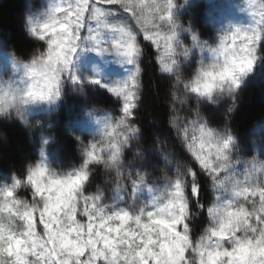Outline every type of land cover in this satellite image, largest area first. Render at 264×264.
I'll use <instances>...</instances> for the list:
<instances>
[{"label": "snow or ice", "instance_id": "1", "mask_svg": "<svg viewBox=\"0 0 264 264\" xmlns=\"http://www.w3.org/2000/svg\"><path fill=\"white\" fill-rule=\"evenodd\" d=\"M196 8V0H51L40 17L27 13L23 23L39 54L31 52L24 60L0 46V54L9 57L22 78L19 86L14 80L0 81V111L15 107L20 92L55 107L71 95L82 105V120L67 127L78 164L60 174L50 173L51 160L43 147L48 140L43 139L37 156L0 171V218L9 216L22 225L17 229L0 219V264H193L205 244L216 245L208 249L217 257L216 264H264L260 255L264 164L255 158L234 168L227 163L233 150L244 158L249 149L264 157V121L253 125L246 137L232 124L242 85L264 63V0H252L248 8L243 7L251 16L250 24H228L219 30V54L228 57V78L239 87L234 100L220 104L222 120L207 118L205 122L200 114L207 117V105H203L200 111L189 112L179 129L173 124L166 126V135L153 134L145 149L139 109L146 47L155 48L162 74L169 73L177 59L188 72L185 61L197 49L206 59V39L193 22ZM181 45L186 47L178 56ZM110 66H119L122 75H109ZM96 89H103L110 100L103 118L91 106L99 103L90 95ZM16 116L27 123L26 112L17 109ZM151 123L161 124L159 120ZM93 124L100 139L90 128ZM135 125L140 126L139 132ZM129 142L145 151L133 156L131 148L125 147ZM161 142L166 145L164 151L155 147ZM108 153L115 163L123 155L124 186L101 196L98 190L89 191L96 177H90L88 170L98 169ZM219 161L225 163L217 167ZM161 165L185 169L179 187L188 195L190 219L179 212L171 219L156 214V194L161 188L168 192L169 205H182L175 199L173 181L167 176L163 183L159 179ZM145 171L147 180L140 174ZM42 176H48L46 184L40 181ZM192 185L196 186L194 196ZM26 187L32 191L29 199L39 200V205L28 201L22 205L17 199L21 193L27 196ZM145 192L148 200L137 207ZM105 199L113 201L110 207L97 203ZM218 211L225 214L226 226L205 230L208 217ZM161 218L167 222L168 240L157 242L145 225Z\"/></svg>", "mask_w": 264, "mask_h": 264}, {"label": "trees", "instance_id": "2", "mask_svg": "<svg viewBox=\"0 0 264 264\" xmlns=\"http://www.w3.org/2000/svg\"><path fill=\"white\" fill-rule=\"evenodd\" d=\"M194 23L202 34V39L214 40L215 32L205 21L206 6L203 2H196ZM24 2L23 0H0V46L4 50L14 51L18 58L27 60L37 45L27 36L23 29ZM186 17H183L185 19ZM182 19V20H183ZM154 49L146 47L142 60V100L139 109L140 120L145 130V148L152 141L153 134L166 135L165 120L169 79L159 72L155 62ZM99 103L93 104L99 108L109 110L110 100L105 93L93 96ZM237 109L232 124L242 137H246L249 129L264 119V63H261L251 78L240 89ZM67 103L59 107L55 113L46 117V122L40 133L52 137L49 159L51 167L60 171L67 170L71 165L78 164V153L73 138L68 134L69 116ZM206 114L214 121H219L220 112L208 108ZM159 120L157 127L151 121ZM173 139H174V134ZM40 137L22 126L18 121L0 119V171H8L11 167H18L25 158L38 155ZM100 177H96L98 182ZM203 183V180H202ZM207 197V192L205 193Z\"/></svg>", "mask_w": 264, "mask_h": 264}, {"label": "clouds", "instance_id": "3", "mask_svg": "<svg viewBox=\"0 0 264 264\" xmlns=\"http://www.w3.org/2000/svg\"><path fill=\"white\" fill-rule=\"evenodd\" d=\"M207 45L205 51L208 56L211 58L205 61L203 57V53L197 49V61L195 67L191 68L190 73L185 72L184 65L179 62L177 59L176 64L173 65L172 70L167 73L169 77V88L167 93V98L164 103L167 106V118L165 120V124L167 127L172 128L173 124H175L176 129H179L180 126L184 123V120L188 118L189 112H198L201 110L203 105H211L213 107H219L220 104L226 99H235L234 94H238L239 87L237 84L233 83L229 77V61L226 55L219 54V40L216 44H209L208 41H204ZM184 45H181V49L177 50L178 56L181 53V50ZM212 49H217V52H213ZM39 49H33L32 53L39 54ZM30 53V55L32 54ZM177 65L178 68H177ZM242 83V81L240 82ZM0 91H3L0 88ZM48 101L43 99H36L31 96H26L23 92H20L15 98V107L9 108L6 111H0V119H4L6 121H11L12 119H19L16 116L17 109L26 112L28 106L47 104ZM238 106V105H236ZM204 121H207V117L203 115L202 111L200 112ZM234 115V111L232 113ZM152 122V121H151ZM21 123L28 128H36L41 127L42 122L36 121L33 123L27 117V123L25 124L23 121ZM137 132L140 131V126L135 125ZM174 136H176L175 130L173 131ZM43 139H47L48 143L44 144L43 147L46 151L47 145L51 142L50 138L44 137ZM42 139V140H43ZM179 139V137H177ZM127 148H131L133 156H138L141 151H145L144 148L132 147V144L129 142L125 145ZM156 149L160 151H164L166 149V145L161 142L155 145ZM258 160L261 164H264V157H260L258 154L254 153L253 155L244 158L239 155L235 150L230 154V160L228 163L229 167H236L241 163L250 162L253 159ZM123 155L121 154L119 163H115L111 160V154L108 153L104 157V163L100 164L99 168H91L88 170V175L90 177H100L98 182L94 181L88 185L89 191L91 193H96L97 190L101 194V196L110 195L115 193L117 188H123L124 186V173L120 168V164H123ZM220 163H225L224 161L217 162V167H219ZM108 165V166H106ZM185 169L178 168L176 165H172L170 170L168 168H164L161 165V170L158 173V177L161 182H164V177H169L170 180L176 185V193L175 199H179L182 201V205L180 208H177L175 203L169 205V195L167 190L161 188L160 192H157V196L159 197V203L157 206V215L160 217H167L171 219V217L177 212L183 215L186 218H191L189 216L188 210V195L186 192L182 191L179 187L180 177ZM49 172L52 174H60L56 169L50 168ZM141 175L145 176V180H147V172H141ZM40 181L42 183L48 182V176L40 177ZM147 188H153L152 184H147ZM209 190H211V184L208 185ZM191 193L194 196L196 194V186H191ZM27 192V196L21 193L17 199L22 202L28 201L34 205H39V200H30L29 198L32 196V191H30L27 187L25 190ZM97 203L101 207H110L113 203L111 200H102L97 201ZM144 202L142 201L140 205L137 207H143ZM3 223L11 224L14 228H21L22 225L18 219L4 216L2 218ZM226 216L223 211H218L215 216H209V223L204 225V229L207 230L209 228H222L226 226ZM135 223V221H133ZM65 226H67V222H65ZM145 231L151 233L152 237L156 238L157 242L160 240H168V226L165 219L161 218L158 220H153L151 225H145ZM246 236V233H245ZM222 246V245H221ZM161 248L166 247V245L161 244ZM205 251L200 252L198 256H196L193 260V264H216L217 257L212 255V251L208 250L211 247L212 250L215 249L216 245L209 246L205 244ZM261 256H264V249L261 250Z\"/></svg>", "mask_w": 264, "mask_h": 264}, {"label": "rangeland", "instance_id": "4", "mask_svg": "<svg viewBox=\"0 0 264 264\" xmlns=\"http://www.w3.org/2000/svg\"><path fill=\"white\" fill-rule=\"evenodd\" d=\"M23 2H24V18H23V23H24L25 16L27 13H31L32 15L36 17H40L44 13V11L47 9L48 5L51 3V0H23ZM196 2H203L205 4L206 6L205 21L213 28L215 32L214 39L216 41H218L219 30L226 27L228 24L248 25L251 22V16L249 15L247 11L243 10V7L248 8L252 0H196ZM256 2L258 3L259 0H256ZM183 17L184 16H182V19ZM212 42L213 41H211L210 43ZM152 48L155 51V48L154 47ZM197 58L198 56L196 53L194 57L190 55L189 58L185 61V63L189 67V71H188L189 73L191 71V68L195 67ZM202 58L204 59V55ZM209 59L211 58L207 56V58L204 60L207 61ZM108 72H109V75L113 73H119L120 75H122V72L119 66H110L108 69ZM161 75L169 79L167 74L161 73ZM251 76L247 78L245 83L251 78ZM10 80H14L16 84L19 86L22 82L21 73L19 70L12 67L11 61L8 56L0 54V81H10ZM244 84L242 85V87L244 86ZM99 93H105V91L103 89H96L95 92H90V95L96 96V94H99ZM64 103H67L68 105L66 106L67 107L66 109H67V113L69 116V126L75 127L76 123L82 120V105L79 102H74V97L71 95L66 96L64 102H58V107L48 105V104H40V105H34V106L27 107L26 115L28 119L32 121L33 123H35L38 120L41 121L42 122L41 127L28 128V127H25L19 121V119H12V120L18 121L22 126L29 129L32 133L39 135L40 137L39 145L44 137L50 138L51 142L47 145V148L45 151L46 156L48 158H49L48 148L50 144L52 143V137L49 135L40 133V130L42 131V127L46 122V117L55 113L56 110L59 107H61ZM91 106L97 109V114L100 118H103L104 112L108 111L106 109L99 108L95 105H91ZM208 108H213L215 110H218L220 112L219 121L222 120V112L224 110V107L222 106L213 107L211 105H207L204 108L205 113ZM207 118H209L208 115H207ZM261 121H264V119ZM90 128L92 131L96 132L97 134L96 139H100V136L97 131V126L93 124L90 126ZM85 134L89 135V139H91L90 133L86 132ZM254 153L259 155V153L253 152L251 149H249L247 153V157L253 155ZM148 198H149L148 193L145 192L141 194L142 201H147Z\"/></svg>", "mask_w": 264, "mask_h": 264}]
</instances>
